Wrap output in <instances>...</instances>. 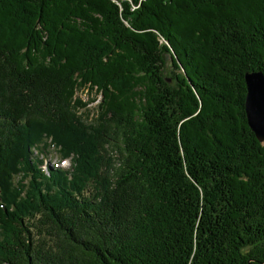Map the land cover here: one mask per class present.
<instances>
[{
    "label": "trees",
    "instance_id": "trees-1",
    "mask_svg": "<svg viewBox=\"0 0 264 264\" xmlns=\"http://www.w3.org/2000/svg\"><path fill=\"white\" fill-rule=\"evenodd\" d=\"M252 71L264 0H0V264H264Z\"/></svg>",
    "mask_w": 264,
    "mask_h": 264
},
{
    "label": "water",
    "instance_id": "water-1",
    "mask_svg": "<svg viewBox=\"0 0 264 264\" xmlns=\"http://www.w3.org/2000/svg\"><path fill=\"white\" fill-rule=\"evenodd\" d=\"M245 96L243 102L247 127L257 142H264V75L252 71L243 75Z\"/></svg>",
    "mask_w": 264,
    "mask_h": 264
},
{
    "label": "rangeland",
    "instance_id": "rangeland-1",
    "mask_svg": "<svg viewBox=\"0 0 264 264\" xmlns=\"http://www.w3.org/2000/svg\"><path fill=\"white\" fill-rule=\"evenodd\" d=\"M163 58H164L163 75L166 78L167 83L171 84L170 79H171V77H172L171 75L173 73L172 70H174L172 65H171V59H170V56L168 54H164ZM78 96L83 101L89 100L90 98L95 99V102L88 105V107H87L89 113L90 114L93 113V111L96 107V104L99 101V97L94 96L93 93H85V92L79 93ZM49 150H51L53 152H51L47 158L43 159V162L41 163V167L43 169L46 170L47 167H59V168H64V169L68 168V166H69L68 160L60 162L58 160V157H55L54 149L51 147V148H49ZM33 155L35 156V153H33Z\"/></svg>",
    "mask_w": 264,
    "mask_h": 264
}]
</instances>
